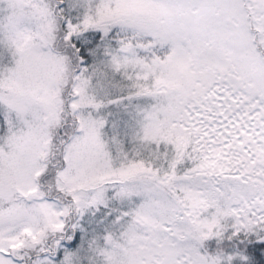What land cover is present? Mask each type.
Here are the masks:
<instances>
[{"label":"snow or ice","instance_id":"obj_1","mask_svg":"<svg viewBox=\"0 0 264 264\" xmlns=\"http://www.w3.org/2000/svg\"><path fill=\"white\" fill-rule=\"evenodd\" d=\"M0 264H264V0H0Z\"/></svg>","mask_w":264,"mask_h":264}]
</instances>
